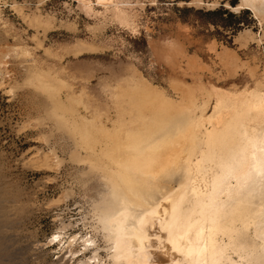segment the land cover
Listing matches in <instances>:
<instances>
[{
	"label": "rangeland",
	"instance_id": "rangeland-1",
	"mask_svg": "<svg viewBox=\"0 0 264 264\" xmlns=\"http://www.w3.org/2000/svg\"><path fill=\"white\" fill-rule=\"evenodd\" d=\"M122 1L127 19L79 0H0V264H114L95 212L104 170L93 164L106 161L102 128L113 127L114 94L132 75L175 96L176 78L241 90L263 72L264 23L254 10ZM226 50L238 64L221 60ZM96 248L100 260L80 262Z\"/></svg>",
	"mask_w": 264,
	"mask_h": 264
},
{
	"label": "bare ground",
	"instance_id": "bare-ground-1",
	"mask_svg": "<svg viewBox=\"0 0 264 264\" xmlns=\"http://www.w3.org/2000/svg\"><path fill=\"white\" fill-rule=\"evenodd\" d=\"M240 1L264 23V0ZM79 2L127 19L122 0ZM236 59L221 53L227 66ZM171 83L175 96L132 75L114 94L120 100L113 127L103 125L106 161L93 166L104 170L107 190L95 212L109 258L114 264H264V180L258 174L264 68L254 87L241 90L177 78ZM82 242L85 250L95 244L92 237ZM97 250L80 262L96 263Z\"/></svg>",
	"mask_w": 264,
	"mask_h": 264
},
{
	"label": "snow or ice",
	"instance_id": "snow-or-ice-1",
	"mask_svg": "<svg viewBox=\"0 0 264 264\" xmlns=\"http://www.w3.org/2000/svg\"><path fill=\"white\" fill-rule=\"evenodd\" d=\"M219 7L226 8L229 11L233 12L234 14L239 13L241 10L251 11L252 9V6L250 4H241L240 0H235V3H229L228 0H224V2L219 5ZM249 171L255 172L257 170L254 167L250 166ZM258 174L260 175L262 180H264V151L261 152L260 168L258 170ZM54 239L59 241L60 237L55 236Z\"/></svg>",
	"mask_w": 264,
	"mask_h": 264
}]
</instances>
